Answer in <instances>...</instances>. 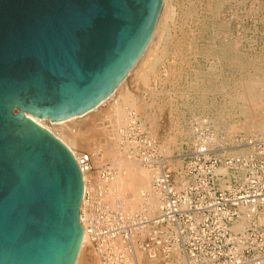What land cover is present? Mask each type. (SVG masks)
<instances>
[{"label":"water","instance_id":"1","mask_svg":"<svg viewBox=\"0 0 264 264\" xmlns=\"http://www.w3.org/2000/svg\"><path fill=\"white\" fill-rule=\"evenodd\" d=\"M164 0H0V264H77L84 176L53 123L135 69Z\"/></svg>","mask_w":264,"mask_h":264},{"label":"rangeland","instance_id":"2","mask_svg":"<svg viewBox=\"0 0 264 264\" xmlns=\"http://www.w3.org/2000/svg\"><path fill=\"white\" fill-rule=\"evenodd\" d=\"M171 2L175 13L166 29L170 36L165 32L156 43V76L144 87L137 68L121 85V89L129 88L140 99V108L128 109V122L118 126L117 115L107 112L114 101L110 98L99 106L101 110L82 118L90 126L87 141L71 145L78 156L91 155L93 172L86 173L87 191L99 188L101 167H112L117 177L126 171L124 161L129 158L157 172L168 170L175 180L185 181L188 157L203 141L211 143L223 160L251 154L255 148L250 141L264 144V123L259 126V121H264V105L253 101L254 94L264 91V0ZM118 104L125 107L121 101ZM89 115L91 118H87ZM92 115L97 118L92 120ZM114 134L118 135L119 148H128L124 155H117L121 162L107 152ZM116 177L110 185V203L129 211L146 207L135 209L128 205L125 197L130 198V193L116 197ZM260 225L264 229V219ZM183 256L180 250L169 259H151L145 253L143 264H180ZM82 261L102 264L89 241Z\"/></svg>","mask_w":264,"mask_h":264},{"label":"built area","instance_id":"3","mask_svg":"<svg viewBox=\"0 0 264 264\" xmlns=\"http://www.w3.org/2000/svg\"><path fill=\"white\" fill-rule=\"evenodd\" d=\"M249 145L251 154L227 160L208 141L196 145L185 181L168 170L155 177L161 203L152 211L112 205L108 194L117 172L101 167L99 188L84 195L87 227L81 223L102 264H137V249L151 259H169L178 248L190 264H264V144ZM76 159L83 175L93 172L90 154ZM245 215L252 217L250 225L235 231Z\"/></svg>","mask_w":264,"mask_h":264},{"label":"bare ground","instance_id":"4","mask_svg":"<svg viewBox=\"0 0 264 264\" xmlns=\"http://www.w3.org/2000/svg\"><path fill=\"white\" fill-rule=\"evenodd\" d=\"M174 13H175L174 7L172 5L171 0H164L161 16H160L159 22L157 24L153 38L149 44V47L147 48L146 52L144 53L143 57L141 58V60L137 64V66L135 67V69H137V68L139 69L138 70V74H139L138 76H139V79H140V81L144 87L149 86L151 79L156 76V66H157V62H158V60H156V58H154L155 57V51H156L155 50L156 49V43H158L161 40V38L164 36L169 22L174 20ZM166 36H168V38H169L170 34L168 35V32H166ZM134 72H135V70H134ZM134 72L132 71V73L130 75H132ZM130 75H129V77H130ZM120 89H121V86L117 89V91H116L117 93L115 92L113 94V96L111 97L114 99V101L111 102V104L112 103L113 104L107 108V112L112 111V112H114L115 115H117L118 118H117L116 125H118V126L124 125L128 122V114H129V112H127V111H129L128 109L132 108V109L138 110L141 106L139 104L140 99L138 100V98L132 94V92L130 91L129 88L125 87L121 90ZM254 98H255V100H253V101H257L258 105H261V106L264 105V91H262V90L258 91L257 94H254ZM120 101L122 103H124L125 107L121 108L119 106L118 103H120ZM106 104L108 105L109 103H106ZM98 108H100V107H98ZM98 108L96 109V111L101 110ZM144 110H142V112ZM107 112H106V114H108ZM142 112L140 114H142ZM90 116L91 115H89V117H87V118H91ZM95 116H96V114H95ZM83 117L84 116H81V117H77V118H74V119H71L68 121L57 122V123H53V122H50V121L45 120V119H39V118H33V119L37 123H39L40 125L45 127L46 129H48L49 131L55 133L71 149L73 154L76 157H79L78 154L73 149L71 143H74L77 145H79V144L82 145L84 142L87 141L86 140L87 138H85L86 137L85 135H88L87 133L90 129V126L88 125L89 123L84 122L85 119L82 120ZM94 118H97V117L93 116L92 120ZM148 118H146V119H148ZM146 122H147V120H146ZM153 122H152V124H153ZM90 123L94 124V122H90ZM263 123H264V121L260 120L259 126H261V124H263ZM50 125H53V126L51 127ZM56 129H57V131H56ZM117 136L118 135L114 134V136L112 138V139H114V141H113L112 145L110 146V148L108 147L109 149L107 151L108 153H110L112 155H116L117 159H115V160L119 159V157L117 156L118 154L120 155V154L125 152V149H128V148H125V146L123 147L122 150L120 149L121 147L119 148L118 143H117V139H118ZM124 154H122V155H124ZM127 154H128V152H127ZM125 157H126V155L124 156V158ZM129 157H131V156H129ZM129 159L128 160L126 159V161H124V159L122 160L125 162V163L122 162V164L123 163L125 164L126 171L120 172L119 176L116 177L115 185L113 187L114 188L113 194H115L116 197L119 195L120 196L122 195V197H123V196H126L130 193L129 194L130 198L125 197V200L127 199L126 203L128 205H130L131 207H134L136 209L137 207L146 206L147 208L151 209V211L156 210L161 203L160 202L161 199H160L158 193L156 192L153 184H154L155 176L160 174L161 171L157 172L158 170H151L147 167V165L144 162H143L144 165H142L143 164V163L141 164L142 161L141 162L136 161V160H134L135 158L130 159V160ZM119 160L121 162V159H119ZM116 163L118 164V162H116ZM219 171L225 172V168L219 169ZM83 176H84V182H85V193H87L86 173ZM142 191L147 192V195H144V197H143ZM145 196H147V197L145 198ZM85 199H86V197L84 198V201L82 203V208H81V219H82V221H83ZM126 203H125V207L128 206V205H126ZM249 218L245 216L243 218V220L237 226L235 225L234 230L235 231H243L244 229H246L250 223ZM83 223L86 226L84 221H83ZM88 241H89V237H88V233L86 231L77 264H89V263H86L85 261H82L83 252L86 248V244L88 243ZM177 250H179V248L176 249V251ZM139 251H141V250L136 251L137 255L135 254V256H136V259L138 261V264H143V261L145 258L144 257L145 253L144 252L142 253V251L141 252H139ZM180 264H190V262L187 260L186 256H183Z\"/></svg>","mask_w":264,"mask_h":264}]
</instances>
